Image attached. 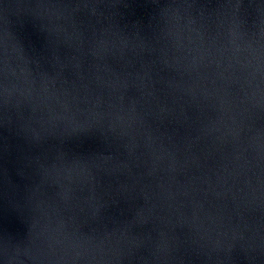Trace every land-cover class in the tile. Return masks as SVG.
I'll use <instances>...</instances> for the list:
<instances>
[{"label":"water","instance_id":"obj_1","mask_svg":"<svg viewBox=\"0 0 264 264\" xmlns=\"http://www.w3.org/2000/svg\"><path fill=\"white\" fill-rule=\"evenodd\" d=\"M0 264H264V0H0Z\"/></svg>","mask_w":264,"mask_h":264}]
</instances>
